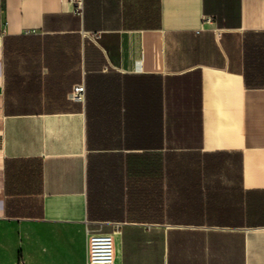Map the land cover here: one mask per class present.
Instances as JSON below:
<instances>
[{
  "label": "crops",
  "instance_id": "0c3cea01",
  "mask_svg": "<svg viewBox=\"0 0 264 264\" xmlns=\"http://www.w3.org/2000/svg\"><path fill=\"white\" fill-rule=\"evenodd\" d=\"M81 5L0 0V264H264V0Z\"/></svg>",
  "mask_w": 264,
  "mask_h": 264
},
{
  "label": "built area",
  "instance_id": "2783aa9c",
  "mask_svg": "<svg viewBox=\"0 0 264 264\" xmlns=\"http://www.w3.org/2000/svg\"><path fill=\"white\" fill-rule=\"evenodd\" d=\"M76 5V11H82V0H73ZM206 21H211L212 17L206 15ZM83 34L91 40L97 42L102 36V31L84 30ZM86 87L84 83L73 85L69 92V97L73 101L82 102L85 99ZM88 258L87 264H116V245L112 233L88 232L87 240ZM23 264V263H21Z\"/></svg>",
  "mask_w": 264,
  "mask_h": 264
}]
</instances>
